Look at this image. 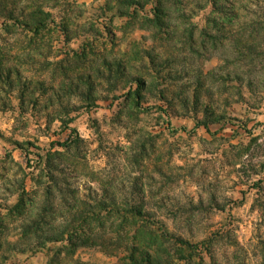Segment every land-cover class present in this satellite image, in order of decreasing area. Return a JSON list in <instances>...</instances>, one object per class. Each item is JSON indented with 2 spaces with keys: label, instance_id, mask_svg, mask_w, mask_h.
<instances>
[{
  "label": "rangeland",
  "instance_id": "obj_1",
  "mask_svg": "<svg viewBox=\"0 0 264 264\" xmlns=\"http://www.w3.org/2000/svg\"><path fill=\"white\" fill-rule=\"evenodd\" d=\"M32 3L49 35L0 17V264H132L149 233L264 264V0Z\"/></svg>",
  "mask_w": 264,
  "mask_h": 264
},
{
  "label": "trees",
  "instance_id": "obj_2",
  "mask_svg": "<svg viewBox=\"0 0 264 264\" xmlns=\"http://www.w3.org/2000/svg\"><path fill=\"white\" fill-rule=\"evenodd\" d=\"M30 3L23 8H20L18 11L19 13L14 15L15 9H8L4 3L6 4H13L14 0H0V17L3 19L4 22L6 21H13V23L19 24L23 29L28 30L33 34L35 38H39L40 35L48 34L53 30L55 21L51 18L52 14L50 11L45 10L37 3H32L34 0H28ZM18 2V1H17ZM71 131H75L72 129ZM134 218L136 221H140L142 219L141 212L137 211L134 212ZM139 223L131 222V225H138ZM135 229L136 232L140 231ZM138 234V233H137ZM149 237L146 239L140 238L136 234L133 235L132 240L136 242V238L141 242V249L140 251H133L129 256L128 259L132 264H161L163 255L166 259H170L171 254L166 252L164 249L158 246V241L162 240L163 234L161 236H156L154 233H149ZM167 236V235H166ZM182 246H185L189 249L190 253H195L196 247L193 245L180 240L178 242ZM176 259L179 260H190L192 256L186 258L185 250L182 249H175ZM166 255V256H165ZM173 255V254H172ZM171 261V260H170ZM191 261V260H190ZM166 262V261H165ZM167 263V262H166ZM169 262L167 264H171ZM214 264V263H213Z\"/></svg>",
  "mask_w": 264,
  "mask_h": 264
}]
</instances>
